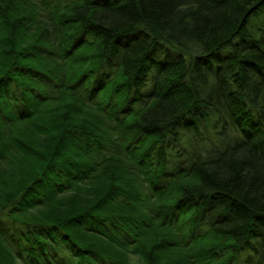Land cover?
Listing matches in <instances>:
<instances>
[{"label": "trees", "instance_id": "obj_1", "mask_svg": "<svg viewBox=\"0 0 264 264\" xmlns=\"http://www.w3.org/2000/svg\"><path fill=\"white\" fill-rule=\"evenodd\" d=\"M52 1L0 0V264H264V0Z\"/></svg>", "mask_w": 264, "mask_h": 264}, {"label": "rangeland", "instance_id": "obj_2", "mask_svg": "<svg viewBox=\"0 0 264 264\" xmlns=\"http://www.w3.org/2000/svg\"><path fill=\"white\" fill-rule=\"evenodd\" d=\"M69 1H71V0H53L52 2L53 3H57V4H59V5H64V4H66V3H68ZM44 13L45 12H43V15H44ZM61 104V103H60ZM67 104H72V103H70V102H67V100L66 101H64V105H67ZM59 109H60V106H59ZM49 112L50 113H53L54 112V110H49ZM79 112H80V114L79 115H77V116H85L84 114H87L86 116H92L93 114H88L87 112H83V109H80L79 110ZM221 117V116H220ZM221 122H223V121H221ZM224 124V123H223ZM226 126V125H225ZM228 128H227V126H226V131H228L227 130ZM204 137V140H206V142H210V144H214L215 143V141H216V137L213 135V132L212 133H204V134H202V133H198L197 134V136H193L192 138H191V143L195 146L196 145V149L197 148H199V145H197L196 143L198 142L199 143V141L198 140H196V139H201V138H203ZM204 140H202V141H204ZM172 143V142H171ZM173 144V146H174V150H176V152L178 151L179 153L181 152V156H179V158L181 159V160H183V157H184V154H182V152L183 153H185V151L183 150V148L179 145V143L177 142H174V143H172ZM210 146V145H209ZM207 146H206V144H203L202 145V148H203V150H205V148H206ZM190 148L192 149L191 151H193V147L192 146H190ZM171 151V150H170ZM199 149H197V154L196 155H199ZM197 158V157H196ZM173 164H171L170 162H169V166H168V168L166 169V173H170V171L171 170H173ZM130 261H131V263L132 264H141L140 263V261H138V259H137V257L136 256H130Z\"/></svg>", "mask_w": 264, "mask_h": 264}]
</instances>
